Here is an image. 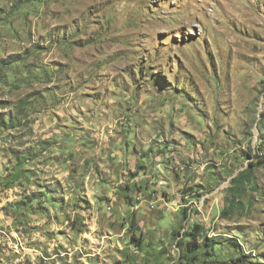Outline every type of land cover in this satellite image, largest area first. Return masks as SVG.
Segmentation results:
<instances>
[{"label": "rangeland", "instance_id": "obj_1", "mask_svg": "<svg viewBox=\"0 0 264 264\" xmlns=\"http://www.w3.org/2000/svg\"><path fill=\"white\" fill-rule=\"evenodd\" d=\"M0 264H264V0H0Z\"/></svg>", "mask_w": 264, "mask_h": 264}, {"label": "trees", "instance_id": "obj_2", "mask_svg": "<svg viewBox=\"0 0 264 264\" xmlns=\"http://www.w3.org/2000/svg\"><path fill=\"white\" fill-rule=\"evenodd\" d=\"M194 239L195 238L192 237V240L191 241H194ZM191 241L190 242L188 241L187 242V246H186V249H187V252H186L187 253V257H190V258L193 257L194 254L196 253L195 251H197L201 247L197 243L196 244H193L194 242H191ZM181 246H182V244H181Z\"/></svg>", "mask_w": 264, "mask_h": 264}]
</instances>
